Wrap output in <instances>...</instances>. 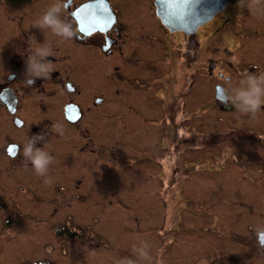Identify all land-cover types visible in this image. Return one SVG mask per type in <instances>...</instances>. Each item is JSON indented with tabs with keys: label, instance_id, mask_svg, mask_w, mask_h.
Instances as JSON below:
<instances>
[{
	"label": "rangeland",
	"instance_id": "1",
	"mask_svg": "<svg viewBox=\"0 0 264 264\" xmlns=\"http://www.w3.org/2000/svg\"><path fill=\"white\" fill-rule=\"evenodd\" d=\"M36 2L17 8L0 0V37L4 25L14 24L15 9H27ZM221 18L224 28L220 32L213 31L218 19L197 30L196 81L187 97L190 72L185 70L183 55L180 69L174 59L160 72L161 86L165 83L168 89L154 96L151 93L155 104L166 99L168 105L180 94L175 103L184 104L186 111L196 108L193 126L186 121L190 112L186 117L172 112H177L175 118L181 117L176 122L182 124L180 137L198 140L196 151H187L186 159L176 161V180L172 177L175 161L155 156L164 131L167 133V115L162 126L158 113L152 110L156 105L142 100L147 110L140 114L149 117L139 118V124L144 128L140 130H145L149 150L142 153L134 147L133 152L139 154L126 157L133 142L122 139L131 138L128 130L136 122L133 113L127 115L129 102L114 100V109L126 112L129 118L120 121L117 117L115 127L100 130L98 172L85 173L83 166H77L76 172L69 162L64 176H56L61 174L57 170L48 172L53 180L50 185L29 172H21L20 177L0 174V264H116L123 258L135 260L132 245L140 240L150 245L153 264L157 260L163 264H264V247L255 233L257 226H264V162L256 160L257 148L230 140L202 145L233 131L225 126V111L214 102L218 74L225 76V14ZM141 35L135 33L134 39ZM159 37L149 36L155 43ZM157 61L161 64L159 57ZM97 64L102 86L108 83L104 77L112 65L104 55ZM152 64L148 60L140 66L151 70ZM209 64L214 67L210 69ZM151 97L148 95L149 100ZM110 103L108 111L113 109ZM160 126L162 130H155ZM111 130L116 138L113 144ZM43 147L47 149V145ZM246 147L250 149L244 150ZM181 148L190 150L189 145ZM74 149L70 145V150ZM82 154L88 162L90 153ZM145 158L149 161L144 162Z\"/></svg>",
	"mask_w": 264,
	"mask_h": 264
},
{
	"label": "flooded vegetation",
	"instance_id": "2",
	"mask_svg": "<svg viewBox=\"0 0 264 264\" xmlns=\"http://www.w3.org/2000/svg\"><path fill=\"white\" fill-rule=\"evenodd\" d=\"M36 1L38 2L30 8L15 9L16 16L12 20L14 24L4 25L1 32L0 174H16L20 177L21 172H29L31 176L38 177L34 175L30 165L23 161V145L30 135L47 132L45 126L52 123L63 125V135L47 132L44 144L47 145L46 150L54 157L48 172L59 171L61 174L56 176L67 174L69 162L76 172L77 166L86 168L84 171L88 174L98 172L101 169L99 158L102 150L99 147L100 130L115 127L117 117H120V121L129 118L125 116L126 112L130 113L127 114L129 116L133 113V120L136 122L135 126L131 124L128 130L131 138L122 139L133 142L131 152L127 153L126 157L139 154L136 150L133 152L134 147L142 153L148 152L149 145L147 139L144 142L143 137L145 130H140L142 127L139 124V118L149 117L148 114H140L142 110H147L143 102L146 101L156 105L152 110L158 113L162 126L165 125L167 115V133L164 131L162 143L158 144L155 156L163 161H175L172 169L175 181L176 161L186 159L187 151H196L198 140L196 137H180L182 127L179 126L182 124L178 126L176 122L181 120V117L178 115L175 118L173 114L177 112H172L178 111L185 117L187 112H190L186 121L189 120L190 125H195L197 120L193 114L196 108L186 111L184 104L175 103L180 94L173 96L168 105L165 104L166 99L162 102L158 100L157 104L153 102L155 100L151 93L154 96L157 92H165V89H168V86L165 88V83L161 86L165 63L178 60L180 69L181 55L184 56L185 70L190 72L186 98L196 81L197 30L218 19L213 31L220 32L224 28L221 14H225V76L218 74L219 83L215 84L214 88L218 85L223 89L228 88L229 81L232 86H239V81L247 73L264 72V17L253 15L247 8H238L237 0H222V9L191 35L172 27L181 23L183 13L191 6L192 0H165L163 3L161 0H59L62 4V18L71 23L75 31L71 40L56 37L49 30L42 32L32 27L34 21L49 5L58 2ZM219 5L220 3L217 6ZM135 33L142 35L134 39ZM245 34L247 37H244ZM151 35H160L156 43L151 42ZM174 36L176 38L171 41L170 38ZM165 38L167 46L164 45ZM43 42H47L52 48L53 55L48 59L52 62L53 72L50 78L37 80L35 87L26 88L21 82L24 60L38 43ZM101 55L107 57L109 65H112L104 77L108 83L102 86L101 67L97 64ZM158 57L161 64L157 61ZM148 60L153 63L151 70L140 66ZM192 61L195 63L192 64ZM208 62L214 64L213 60ZM213 64L209 65L214 67ZM156 70L159 71L157 76H154ZM11 73L15 74V78L10 77ZM148 95L152 101L148 99ZM119 98L129 102L125 113L113 107L114 100ZM214 102L216 108L225 111V126L233 131L225 133L226 137L219 141L211 142L212 144L202 142V145H217L225 140L239 141L241 144L256 147V160L261 158L264 162V106L253 120L232 107H226L216 98L215 93ZM108 103L111 104L112 111H108ZM158 129L162 130L163 127L155 130ZM191 129L194 130L195 126ZM73 133L77 136L73 137ZM110 134L113 144L116 140L114 131L111 130ZM70 145L75 149L70 150ZM186 145L190 146V150L181 148ZM246 148L244 150L250 149ZM83 152L90 153L88 162ZM146 161H149V158H145L144 162Z\"/></svg>",
	"mask_w": 264,
	"mask_h": 264
},
{
	"label": "clouds",
	"instance_id": "3",
	"mask_svg": "<svg viewBox=\"0 0 264 264\" xmlns=\"http://www.w3.org/2000/svg\"><path fill=\"white\" fill-rule=\"evenodd\" d=\"M238 8H247L253 15L264 17V0H237ZM32 27L44 32L49 30L54 36L61 37L64 40H71L75 36L73 25L62 18V4L59 2L49 5L42 15L37 18ZM53 51L47 42L38 43L31 54L24 60V71L21 82L26 88L35 87L37 80H45L51 77L53 72L52 62L48 59L52 57ZM11 78L15 74L11 73ZM229 83L228 88H224L220 96V102L226 107L234 108L238 113L247 115L253 120L264 106V72L259 74L249 72L239 81V86H232ZM47 132L63 135V125L52 123L46 125ZM47 132L41 131L30 135L22 149L23 161L30 165L31 169L38 177H43L44 183L50 185L53 183L48 176L49 167L54 162V157L38 144H45ZM256 238L261 247H264V226H257L255 229ZM150 245L140 240L138 244L132 245V252L136 259L123 258L116 264H153V258L149 252ZM85 249L94 254V250ZM155 264H163V261L157 260Z\"/></svg>",
	"mask_w": 264,
	"mask_h": 264
},
{
	"label": "water",
	"instance_id": "4",
	"mask_svg": "<svg viewBox=\"0 0 264 264\" xmlns=\"http://www.w3.org/2000/svg\"><path fill=\"white\" fill-rule=\"evenodd\" d=\"M160 2L163 3L165 0ZM191 2V6L183 13L181 23L172 27L174 30H183L187 35L195 34L196 29L210 21L213 15L222 9L223 4L222 0H192ZM218 3H220L219 6H217ZM161 18L164 19L163 15H161ZM212 68L211 65L210 69ZM222 91L223 88L220 85L216 86L215 95L219 100Z\"/></svg>",
	"mask_w": 264,
	"mask_h": 264
},
{
	"label": "trees",
	"instance_id": "5",
	"mask_svg": "<svg viewBox=\"0 0 264 264\" xmlns=\"http://www.w3.org/2000/svg\"><path fill=\"white\" fill-rule=\"evenodd\" d=\"M6 5L11 7H22L24 5L30 4L32 0H2ZM7 223V222H6ZM9 223V222H8ZM32 264H50V263H42V262H33Z\"/></svg>",
	"mask_w": 264,
	"mask_h": 264
}]
</instances>
